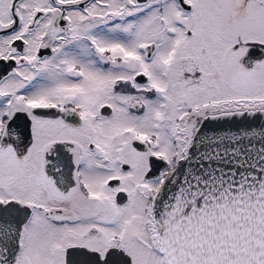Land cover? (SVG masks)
Segmentation results:
<instances>
[{
  "label": "snow or ice",
  "instance_id": "obj_1",
  "mask_svg": "<svg viewBox=\"0 0 264 264\" xmlns=\"http://www.w3.org/2000/svg\"><path fill=\"white\" fill-rule=\"evenodd\" d=\"M0 264H264V0H0Z\"/></svg>",
  "mask_w": 264,
  "mask_h": 264
}]
</instances>
